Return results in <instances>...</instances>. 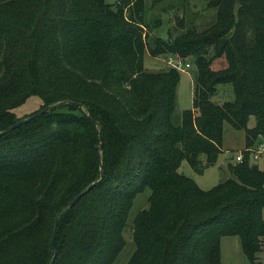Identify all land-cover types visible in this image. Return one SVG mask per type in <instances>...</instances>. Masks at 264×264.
<instances>
[{"label": "trees", "instance_id": "16d2710c", "mask_svg": "<svg viewBox=\"0 0 264 264\" xmlns=\"http://www.w3.org/2000/svg\"><path fill=\"white\" fill-rule=\"evenodd\" d=\"M208 5L209 26L184 28L180 18L178 34L149 38L160 20L146 22L144 0H0V130L45 105L82 104L57 103L0 135V264H49L58 213L53 264H112L145 187L127 264H220L225 235H238L256 263L264 169L249 154L264 137V0ZM146 54L196 66L192 104L178 124L180 70H148ZM222 56L226 65L212 69ZM224 82L234 97L214 103ZM31 97L39 107L20 112ZM224 121L245 132L242 160L227 164L233 177L202 189L178 167L182 159L198 173L213 165Z\"/></svg>", "mask_w": 264, "mask_h": 264}, {"label": "rangeland", "instance_id": "374dc122", "mask_svg": "<svg viewBox=\"0 0 264 264\" xmlns=\"http://www.w3.org/2000/svg\"><path fill=\"white\" fill-rule=\"evenodd\" d=\"M146 8L145 20L152 23L155 18L160 22L148 34L150 36H159L168 38L174 36L183 30L178 26V20L181 18L184 22V28H194L201 30L211 24L215 17V8L208 5V0H144ZM170 59H176L174 56H151L146 54L144 57V66L148 70H158L171 65ZM189 63V66H182L180 70V79L176 89L175 106L172 111V121L175 124L180 122L183 109L190 108L193 97V84L196 74V66L192 59H186L183 63ZM226 61L224 57L215 58L210 67L218 69L224 67ZM234 91L230 82L219 83L216 86V92L211 96L214 103L221 104L224 101L232 100ZM39 101L31 97L18 110L20 112H32L39 107ZM254 123V117L250 116L248 125ZM245 132L243 129L232 127L227 121L223 123V138L221 151L217 156L215 163L204 169L202 173L196 172L187 162L182 159L178 171L192 178L200 188L208 189L211 186L221 182L233 174L228 170V163H235V155L244 147ZM264 145V137L259 138ZM256 142L257 143L259 142ZM202 161H205L204 155H200ZM251 163L257 164L264 169V151L257 158H250ZM150 189L145 187L138 192L129 209L126 219V225L122 230L125 244L119 251L112 264H127V261L133 252L135 245L132 241V223L136 213L145 208L148 204ZM264 217V213H263ZM261 251L257 253L255 264H264V237ZM220 264H253L244 255L241 250L240 239L238 235H225L220 238Z\"/></svg>", "mask_w": 264, "mask_h": 264}, {"label": "water", "instance_id": "95a60500", "mask_svg": "<svg viewBox=\"0 0 264 264\" xmlns=\"http://www.w3.org/2000/svg\"><path fill=\"white\" fill-rule=\"evenodd\" d=\"M60 102H68V103H71L73 105H76V106L82 108V104L80 102H77V101L64 100V101H59L57 103H60ZM57 103H55V104H57ZM55 104H53V105H55ZM53 105H45V106L41 107L40 109H38V110L30 113L29 115L17 119L16 121H14L10 125H8V127L4 128V129H1L0 130V135L7 133L9 130H11V129L15 128V127H18L20 124H22L24 122H27V121H29L30 119H32V118H34L36 116H39L40 114H42V113L46 112L47 110H49ZM88 117L90 118V120L92 121V123L94 125H96V121L93 120L89 115H88ZM98 138H99L98 147L101 149V147H102V134H101V129L100 128L98 130ZM100 168H102V163L101 162H100ZM98 181H99V179L90 182L84 190H82V191L78 192L76 195H74V197L66 204V207H71L81 197V195L86 190H88L89 188H91ZM58 215H59V213L55 217L54 226H53V229H52V233H51V237H50V242H49V248L53 251V254H52V257L50 259L49 264H53V261H54V258H55V251H54V249H55V239H56V234H57Z\"/></svg>", "mask_w": 264, "mask_h": 264}, {"label": "built area", "instance_id": "2783aa9c", "mask_svg": "<svg viewBox=\"0 0 264 264\" xmlns=\"http://www.w3.org/2000/svg\"><path fill=\"white\" fill-rule=\"evenodd\" d=\"M170 62H171V66H175L178 69L180 67H182V66H186V67L189 66V63H187V62L186 63H183L182 61L177 60V59H173V60L170 59ZM263 151H264V145H263L262 142H259V143H257V145L254 146L253 150L250 152L249 158H251V157L257 158L258 155L260 153H262ZM235 160L236 161H241L242 160V153H241V151L235 155Z\"/></svg>", "mask_w": 264, "mask_h": 264}]
</instances>
